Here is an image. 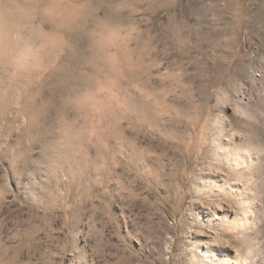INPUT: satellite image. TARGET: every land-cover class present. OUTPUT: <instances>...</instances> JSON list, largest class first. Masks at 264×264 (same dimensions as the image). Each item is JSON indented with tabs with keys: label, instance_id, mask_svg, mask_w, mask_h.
Segmentation results:
<instances>
[{
	"label": "rangeland",
	"instance_id": "obj_1",
	"mask_svg": "<svg viewBox=\"0 0 264 264\" xmlns=\"http://www.w3.org/2000/svg\"><path fill=\"white\" fill-rule=\"evenodd\" d=\"M58 1L79 9L86 18L90 37L85 43L87 80L84 91L87 96L95 91L98 99L110 100V85L105 83L102 93L95 86L101 76L94 72V67L111 64L117 66V71H113L117 76L125 75V59L134 57L141 46L152 64L153 76L148 90H161L170 104L181 102L185 108H201L208 113L205 118L213 126L224 118L230 120L228 140L246 154L251 149L259 153L264 165V25L252 24L257 21L258 12L260 21L264 22V0H233L232 18L237 25L210 30L209 35L200 30L166 29L163 27L168 25L166 14L154 15L152 23L147 15L130 12L125 0L117 8L114 0ZM172 24L177 25L176 22ZM93 33L96 39L91 37ZM214 36L219 38L218 45ZM184 40L190 44H181ZM94 44L112 54L111 60H107L109 63L95 58ZM5 77L6 74L4 81L7 82L9 76ZM126 88L129 93L132 86ZM148 90L138 95V102L150 96ZM183 90L191 94H184ZM14 92L0 97L4 100L3 106L10 104L11 108L10 112L6 108L0 110V156H6V164L0 163V166L8 169H85L86 173L80 174L84 184L82 197L76 196L67 206H57L55 210L48 209L43 201L40 205H32L26 203L23 196L9 193L0 212V250L5 256L2 262L190 264L192 240L189 235L198 227L196 219L199 218L193 204L197 199L210 202L194 191L202 167L195 160V152L191 160H185L178 148L149 140L153 137L144 131L148 136H141L138 143L148 147L147 164L162 168L146 169L147 178L141 173L144 169H138L139 172L130 168L119 156L110 161L109 169L102 167H106V163L94 145L85 162L87 168L82 167L81 161L72 168L68 163L72 162L68 150L71 144L64 136L63 115L67 109L60 104L61 97L58 96V103L49 108L50 94L43 92L46 95L36 96L33 108L20 92ZM118 92L117 89L113 94ZM204 94H207L206 99ZM28 107L31 109L26 113ZM35 112L42 115L35 119ZM164 117L163 120H172L169 114ZM83 123L76 126L81 133L86 131ZM122 125L131 132L130 120H122ZM155 174L160 176L158 184L152 178ZM44 175H9V186L33 189V184ZM218 185L220 183H216ZM255 235L264 242V221L259 231L252 233L253 237Z\"/></svg>",
	"mask_w": 264,
	"mask_h": 264
},
{
	"label": "bare ground",
	"instance_id": "obj_2",
	"mask_svg": "<svg viewBox=\"0 0 264 264\" xmlns=\"http://www.w3.org/2000/svg\"><path fill=\"white\" fill-rule=\"evenodd\" d=\"M87 30L82 11L64 6L58 0H0V97L20 92L35 108L36 96L48 91L50 108L58 103L56 98L60 96V104L67 109L62 116L65 119L63 133L71 144L68 150L72 162L68 163L72 168H76L75 163H83L82 167L87 168L85 162L94 145L106 163V167H102L109 169L110 161L119 156L130 168L144 169L141 173L147 178L146 169H162L147 164L148 147L138 143L141 136L148 135L153 137L149 140H157L160 145L172 144L178 148L185 160H191L195 152V160L202 167L194 191L210 202L197 199L193 204L199 218L196 219L198 227L189 235L192 240L190 264H264L263 239H258V234L252 236L264 221V165L260 154L253 149L246 154L228 140L230 120L221 119L220 124L216 122L213 126L205 118L207 112L196 105L185 108L180 101L177 105L170 104L161 90H148L153 76L152 64L141 46L134 57L125 59V75L117 76L113 72L117 71V66L111 64L106 63L102 68L93 66L94 72L101 76L95 86L102 93L104 85H110V100L98 99L95 91L87 96L84 91ZM91 37L97 38L95 33ZM93 55L101 62L109 61L112 56L95 44ZM5 74L11 86L4 81ZM128 85L132 89L126 93ZM117 89L120 92L113 94ZM145 90L150 96L138 102V95ZM183 93L191 94L186 90ZM3 101L0 100V109L10 112V104L3 106ZM165 114L172 120H163ZM41 115L33 113L35 119ZM124 119L130 120L131 132L122 125ZM88 120H91L89 125ZM81 121L86 130L83 133L76 129ZM159 177L157 174L152 177L157 184ZM212 180L220 185L216 186Z\"/></svg>",
	"mask_w": 264,
	"mask_h": 264
},
{
	"label": "crops",
	"instance_id": "obj_3",
	"mask_svg": "<svg viewBox=\"0 0 264 264\" xmlns=\"http://www.w3.org/2000/svg\"><path fill=\"white\" fill-rule=\"evenodd\" d=\"M125 3L130 12L147 15L148 18L152 19V23H154V15L166 14V24L168 25H163L166 29L200 30L209 35L210 30L214 32L219 27L230 29L233 25H237L232 18L233 0H125ZM113 4L117 8L122 5V0H114ZM258 15L261 16L258 12L255 18L257 21L252 22L253 26L256 27L260 23H262L261 26L264 25ZM262 16L264 17V14ZM174 22L177 25L172 24ZM214 38L217 41L215 44L218 45L219 38L216 36ZM181 44H190V41L184 40ZM2 119L7 118L3 117ZM5 157L0 156V163L6 164L4 162ZM84 172L86 173L85 169H74V171L73 169H8L7 166L4 168L2 165L0 166V212L10 192L16 196H23L25 202L32 205H40V202L43 201V204L51 210H55L57 206H67L76 196L82 197L84 184L80 174ZM28 173L45 175L39 177L35 185L33 184V189L28 188L26 190L24 187L25 190H21L9 186V175L17 174L23 177ZM2 254L3 250H0V261L5 259ZM0 264H14V261L0 262Z\"/></svg>",
	"mask_w": 264,
	"mask_h": 264
}]
</instances>
